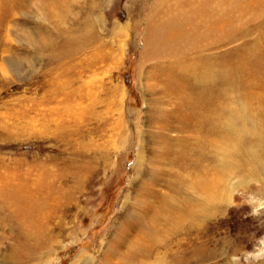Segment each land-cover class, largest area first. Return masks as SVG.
<instances>
[{
	"label": "rangeland",
	"instance_id": "374dc122",
	"mask_svg": "<svg viewBox=\"0 0 264 264\" xmlns=\"http://www.w3.org/2000/svg\"><path fill=\"white\" fill-rule=\"evenodd\" d=\"M43 4L0 0V264H47L49 257L48 264H69L83 251L102 264L113 239L118 259L134 231L117 223L138 211L156 215L145 226L157 260H175L183 249L182 264H264V18L261 27L248 22L250 32L208 50L235 59L261 37L231 78L216 81L217 101L227 106L218 124L240 117L244 128L235 139L218 127L209 159L207 137L198 143L200 156L191 147L182 157L195 134L169 128L166 115L176 107L161 91L172 83L170 57H144L154 58L144 51L152 0ZM198 20L181 25L198 31L205 24ZM80 33L84 43L69 49ZM238 142L241 153L218 170L217 157H229ZM210 172L214 186L203 179Z\"/></svg>",
	"mask_w": 264,
	"mask_h": 264
},
{
	"label": "bare ground",
	"instance_id": "6f19581e",
	"mask_svg": "<svg viewBox=\"0 0 264 264\" xmlns=\"http://www.w3.org/2000/svg\"><path fill=\"white\" fill-rule=\"evenodd\" d=\"M43 1L44 0H41L42 5H44ZM49 2L55 5L54 0H49ZM45 6L48 5L46 4ZM235 10L238 11L233 13ZM149 17L153 19L147 22V33L149 32V34L148 39L145 40L144 51L146 49L148 52L150 51L154 58L147 54L144 57L147 56L148 61L154 60L158 55L162 54L168 55V58L170 57L169 63L167 62V70L169 71L167 74L172 83L168 85V91H161L170 99V103L175 104L176 107L172 116H167L164 112L168 119V124L170 125L169 128H175L174 126L182 128L185 126L190 128L195 134L192 144L188 142L183 145V151L180 152V156L183 157L186 153L191 152V147H194L196 156H200L202 147L199 148L198 143L203 141L202 138L205 136L207 139H204V141L208 146V151L205 155H207L209 159H213L216 153L215 137L217 136L216 131L218 127L223 128L229 136L231 133H234L235 139L240 138V133L244 128L240 117V119L237 117L234 120L227 121L224 123L225 126H222V123L220 125L218 124L220 122L218 121V110L222 107V109L219 110L222 111L227 106L223 107L224 104L221 105L217 101L218 92H215L216 81L220 78L223 80L231 78L234 73L233 69L237 67L234 66L236 65V61L239 67L238 60L241 64L243 63L244 59L242 56L244 53L247 58V54L251 48L260 47L261 37L253 38L252 43L241 47L239 51L236 50L234 52L235 56L233 55L235 59L231 57L229 59H221L213 53L209 54L208 50L220 48L230 41L228 43L229 45L233 40L236 41L238 35H245L246 32H250L248 31L249 27H252V29L261 27L264 18V0H152ZM193 18L199 19L198 21L204 20L205 24H201V29L199 28L200 30L198 31H194L192 26V28L190 27L191 29H183L181 24L190 23L191 25H197L200 23L192 21ZM248 22L252 26L246 28L245 25ZM152 24L154 25L150 30ZM256 31L261 33L262 30L256 29ZM79 36H81V38H79ZM82 36L83 34L80 33L77 36L70 37L69 49L71 47H73L74 50L78 49V47L84 43ZM234 80L235 79H233V81ZM207 89H209V93H207ZM223 97L221 96L222 99ZM177 100L178 103H176ZM184 111H187V113L184 118L179 121L178 118L183 115ZM173 131L176 133L180 132V130L176 128L173 129ZM137 133H140L139 136L141 135L140 129ZM142 142V137H139L136 144V154L139 163H142L144 159ZM241 147L242 146H239L238 142L235 144L234 149L233 146H231L233 150L229 157L228 155L230 152L222 153L220 157H217L216 165L218 170L222 171V169H227L230 163L235 160L236 156L241 153ZM254 164L253 162L249 164L250 168L248 171H253L256 166H254ZM212 167H214V165H212ZM209 175L210 176H205L203 179H207L209 184L214 186V173L210 172ZM227 180H229V178ZM239 181L236 183H239ZM236 183H233V185ZM228 184L230 185V183ZM231 187L229 189H222L227 194ZM43 195L41 196L44 197ZM224 196L225 195H223V197ZM148 207L153 209L154 206L150 204ZM155 217L156 215H154V218ZM154 218L153 215L148 214L147 211H138L131 216L130 220L125 219L122 223L118 222V228L122 227L123 223L126 222V226L124 227L127 230H133L134 234L126 244L125 251L122 252L123 256L119 258L118 256L116 257L118 259H112L111 257L113 255L115 256V252L118 248L115 239H113L115 243V247L112 249L113 254L111 253L109 259H104L102 264H137L141 259L147 261V263L143 264H182L183 260L180 256L183 254V249L180 251L177 250L174 253L175 260L170 262L165 261V259L157 260L155 258L156 252L153 257L149 256L151 246L154 243L149 229L145 226V221L148 220L150 223H154ZM179 248L180 246L178 249ZM188 251H190V249ZM193 253H191V255ZM28 254H31V251ZM126 254H129L130 257L126 258ZM106 257H109V255L106 254L104 258ZM53 259L49 257L48 263L53 261ZM99 259L100 257L97 258L94 254L83 251L73 261H70L69 264H101V262L98 263ZM123 260L126 261L124 262Z\"/></svg>",
	"mask_w": 264,
	"mask_h": 264
}]
</instances>
